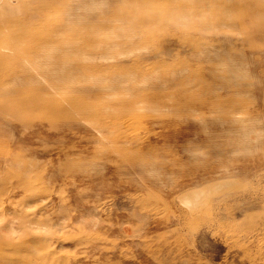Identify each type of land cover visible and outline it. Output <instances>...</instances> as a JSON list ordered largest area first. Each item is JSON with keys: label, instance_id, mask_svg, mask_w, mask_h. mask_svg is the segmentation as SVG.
<instances>
[{"label": "rangeland", "instance_id": "1", "mask_svg": "<svg viewBox=\"0 0 264 264\" xmlns=\"http://www.w3.org/2000/svg\"><path fill=\"white\" fill-rule=\"evenodd\" d=\"M0 264H264V0H0Z\"/></svg>", "mask_w": 264, "mask_h": 264}, {"label": "bare ground", "instance_id": "2", "mask_svg": "<svg viewBox=\"0 0 264 264\" xmlns=\"http://www.w3.org/2000/svg\"><path fill=\"white\" fill-rule=\"evenodd\" d=\"M184 195H185V194H184ZM203 196H204V195H203ZM193 197H194V196H193ZM188 199H189V198H188ZM190 199H191V198H190ZM190 199H189V200H190ZM186 200H187V198H186ZM196 200H197V199H196ZM178 201H179V200H178ZM192 201H194V200L191 199L189 202H188V201H187V202H188V204L190 205V204L192 203ZM185 202H186V201H185ZM190 202H191V203H190ZM183 203H184V202H183ZM181 204H182V203H181ZM185 204H186V203H185ZM185 204H184V206H185ZM189 205H187V206H188L189 208H191V207H190L191 205H190V206H189ZM187 206H186V207H187ZM188 207H187V208H188ZM189 208H188V209H189ZM191 211H192V210H191Z\"/></svg>", "mask_w": 264, "mask_h": 264}]
</instances>
